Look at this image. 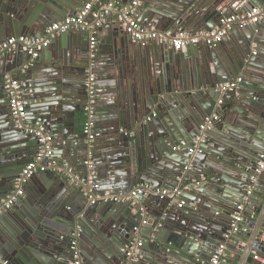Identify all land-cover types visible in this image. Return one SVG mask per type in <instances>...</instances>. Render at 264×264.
<instances>
[{"label": "water", "instance_id": "obj_1", "mask_svg": "<svg viewBox=\"0 0 264 264\" xmlns=\"http://www.w3.org/2000/svg\"><path fill=\"white\" fill-rule=\"evenodd\" d=\"M86 1L0 0V43L13 35L40 36ZM116 2L132 0H106L111 13ZM263 2L147 0L135 12L139 22L161 31L210 30L205 24L223 13ZM211 9L216 13L208 20ZM106 23L96 30L94 49L91 33L70 29L39 54L40 66L19 76L24 121L45 126L59 165L81 175L92 171L102 191L126 194L142 184L152 191L90 205L61 173L46 172L30 177L24 195L1 209L37 146L16 127L3 89L5 73L21 70L30 56L6 53L0 58V264H123L130 248L132 264H210L219 245L225 246L219 264H255L257 250L264 257V170L256 171L264 154V19L232 30L231 44L224 38L187 51L134 42L119 22ZM89 76L99 132L91 143L80 131ZM237 77V87L218 89ZM176 188L181 193L171 199L157 192Z\"/></svg>", "mask_w": 264, "mask_h": 264}, {"label": "built area", "instance_id": "obj_2", "mask_svg": "<svg viewBox=\"0 0 264 264\" xmlns=\"http://www.w3.org/2000/svg\"><path fill=\"white\" fill-rule=\"evenodd\" d=\"M141 0H132L131 3L123 5L116 10L118 22L123 31L134 42L147 44L154 42L158 45H167L175 51H182L190 46L207 45L215 46L220 43L224 37H227L235 26H246L255 24L264 19V2L262 6H256L245 12H231L223 13L218 20L216 27L206 30H198L191 32L186 29L176 28L168 30H159L154 26L144 25L137 19L136 8L140 5ZM111 3H106L104 0H87L83 7L75 14L66 16L60 20L51 22L46 26L42 34L37 37L28 35L9 36L0 43V58L6 53L13 52H25L30 56V61L24 64L21 70L17 72L5 73L3 77V89L8 98L9 112L14 118L16 127L25 130L28 134L35 137L37 146L36 152L33 157L22 168L19 175L14 180V188L7 195L3 201L1 209L9 208L19 197L24 195V184L26 181L35 174L46 172H58L66 175L69 181L76 186L87 203L92 205L97 202H126L130 201L134 197L143 192L152 191L147 185H139L131 189L126 194H111L109 191H102L100 184L93 177V172H89L86 175L76 174L72 168L58 165L53 161L54 146L53 137L47 128L43 125H32L24 121L26 115V107L24 103V95L26 89L23 87L19 76L24 73L32 65V61L35 60L39 54L46 49L53 39L62 33L67 32L70 29L88 31L91 33L89 45L91 49H94L98 43L96 37V30L101 25L105 16L111 13ZM255 53V52H253ZM242 79L237 77L235 79L226 81L218 85V89L226 90L235 88L241 83ZM85 87L87 91V100L84 107V115L86 121L83 124L82 132L86 135L87 142L91 143L99 132L95 130L94 125V113H95V81L93 76H89L85 81ZM212 117H207L200 126L201 131L209 128ZM202 141L201 137L196 139ZM181 142L180 145H183ZM180 147V146H179ZM262 160L258 163L257 172L264 170V154H262ZM87 168L92 169L93 161L91 157L85 161ZM161 198H174L181 192L179 189H164L157 191ZM250 193V191H248ZM183 204L180 201L179 206ZM244 204L237 206L238 213L233 217V224L240 219V212L243 210ZM0 209V210H1ZM261 242L264 243V229L259 236ZM76 241H72L71 249L75 251V257L78 258V252L76 247ZM127 253L128 263L134 260L133 250ZM225 246L219 245L216 249L210 264H219L220 257L224 255ZM76 258V259H77ZM255 264H264V257L260 254L253 255ZM79 260H76L74 264H78ZM3 264H8L7 261H3Z\"/></svg>", "mask_w": 264, "mask_h": 264}, {"label": "crops", "instance_id": "obj_3", "mask_svg": "<svg viewBox=\"0 0 264 264\" xmlns=\"http://www.w3.org/2000/svg\"><path fill=\"white\" fill-rule=\"evenodd\" d=\"M147 0H141V3H140V5H142V4H144V2H146ZM104 2H106V0H104ZM123 5H120V4H118L117 2H116V4H115V8H114V11L112 12V13H110L109 12V14L107 15V16H105L104 17V19L102 20V22L104 21V22H107L106 24L108 25L109 23H111V22H118V18H117V13H116V10L117 9H119L120 7H122ZM211 11H212V14L208 17V20L209 19H213V15H214V13H216V11H214L213 9H211ZM102 22H101V25H102ZM217 24H218V22H214L213 23V21H208L206 24H205V26L204 27H210V28H214V27H216L217 26ZM151 25V24H150ZM151 26H155V25H151ZM107 28V27H106ZM239 26H235L234 28H233V31L234 30H236V31H239ZM186 30H188V31H191V32H196V31H198V30H202V29H205V28H185ZM122 32L124 33V34H126L124 31H123V29H122ZM100 34L101 35H104V32L103 33H101L100 32ZM232 33H229V35L227 36V37H224V38H226V40L228 41V43L229 44H231V38H230V35H231ZM59 36H61V35H58V38L56 37V39H53V40H55V41H58L59 40ZM98 38L99 37H97V40H98ZM222 44H224V47L225 48H228V44L226 43V42H222ZM204 46H207V45H204ZM193 48V46H190V47H188V48ZM188 48H186V49H184V50H182V51H187L188 50ZM254 54V53H253ZM262 59H264V58H262ZM36 60V59H35ZM35 60H33L32 61V65L29 67V68H36V66L39 64V63H35ZM8 62H10V59H8ZM39 66H40V64H39ZM86 121V117H85V115L83 114V120H82V125L80 126V131L82 132V128H83V124H84V122ZM94 141V140H93ZM36 150V147L34 148V151ZM36 152V151H35ZM55 155V154H54ZM53 155V156H54ZM91 157V155H87V159L88 158H90ZM91 160H92V157H91ZM53 161H55L58 165L60 164L59 163V161L61 162L62 160L59 158V161H58V159H53ZM93 161V160H92ZM66 167V166H65ZM72 167V166H71ZM89 169V168H88ZM89 171H90V169H89ZM49 173H51V174H55V172H52V171H50ZM42 174H44V173H39V176L40 175H42ZM61 176L63 177V178H65L66 180H68V182H69V184H70V186H74V185H72V183L69 181V179L67 178V176L66 175H63V174H61ZM75 187V186H74ZM134 187H136V186H134ZM77 190H79L77 187H75ZM133 189V188H132ZM80 192V191H79ZM81 194V193H80ZM81 196H82V199H83V201L84 202H86L87 203V201H86V199L83 197V195L81 194ZM127 202V201H126ZM88 204V203H87ZM244 208V207H243ZM243 211V210H242ZM251 219H253V220H257V218H258V215H257V213H252L251 214ZM259 252V250H257V252H256V254H259L258 253ZM129 261H128V259H127V261L126 262H124L123 264H127ZM130 264H132L131 262H130Z\"/></svg>", "mask_w": 264, "mask_h": 264}, {"label": "bare ground", "instance_id": "obj_4", "mask_svg": "<svg viewBox=\"0 0 264 264\" xmlns=\"http://www.w3.org/2000/svg\"><path fill=\"white\" fill-rule=\"evenodd\" d=\"M51 42H52V41H51ZM51 42H50V43H51ZM49 45H50V44H49Z\"/></svg>", "mask_w": 264, "mask_h": 264}]
</instances>
